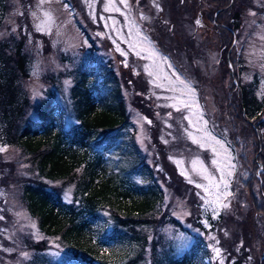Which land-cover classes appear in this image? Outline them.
<instances>
[{
  "label": "rangeland",
  "instance_id": "obj_1",
  "mask_svg": "<svg viewBox=\"0 0 264 264\" xmlns=\"http://www.w3.org/2000/svg\"><path fill=\"white\" fill-rule=\"evenodd\" d=\"M195 1L127 0L126 7L121 0H5L8 15L0 28V43L8 42L14 51L16 44L23 43L22 50L29 58L30 75L22 84L34 103L46 96L48 91H54L56 101L69 108L74 70L80 65L105 63L109 58L121 72L134 66L135 70H131L133 76L148 81L143 99L154 110L155 119L152 121L139 112H133L137 142L148 152L152 165L167 172L168 166L173 164L178 173H185L182 179L188 183L183 181L180 186L183 191H177L174 188L179 187V181L172 179L168 173H162L159 182L164 189V202L153 217L160 219L166 212L188 231L164 220L145 225L141 231L148 234L149 241L140 264H151L153 247L168 250L169 256H182L200 236L207 241L212 261L217 260L215 264H233L237 259L239 264H257L262 255L260 248L264 245V220L255 216V206L248 199L247 191L239 187L241 178L244 177V181L247 179L246 162H251L255 154L251 149L253 139L250 135L245 136L247 132L242 125L233 124L234 119L229 123L224 120L222 104L225 91L233 82L231 66L242 85L254 83L255 94L260 99L264 96V0H244L247 11L243 15L240 33L235 23L238 20L234 19L236 11H233L231 19L237 34L236 42L235 36L223 39L222 50L215 31L207 30L206 36H203L200 27L202 22L206 27L212 24L210 15L216 10L210 13L212 7L207 4L206 8L205 0L202 5H197ZM106 6L119 11H105ZM45 13L49 15L45 16ZM227 16V13L221 16L224 23L229 21ZM197 20L200 24L196 23ZM141 42L144 48L151 47L159 54L155 58L158 68L153 59L145 58L147 53L141 51ZM117 45L120 51H117ZM165 46L178 50L176 53L183 56L181 65L163 48ZM137 51H141V55H136ZM122 52L125 54L122 55ZM173 73L194 89L198 113L195 108L185 109L178 103L188 97ZM123 93L129 97L126 87H123ZM261 116L264 117V111ZM186 117L199 121L201 127L222 142L226 151L216 146L219 155L214 153V143L205 137L204 131L198 132L189 124ZM66 121L68 128L75 119L69 116ZM153 122L158 123L160 141L167 144L166 153H159L151 145L153 137L149 128ZM189 133L198 138L204 137L201 141L204 146L193 143ZM0 147L5 149L0 151V264H27L35 254L34 247L43 243L44 247L36 253L37 262L47 260L56 263L62 258L67 259L68 255H73L72 250L59 237L40 230L38 220L29 213L23 200L21 180L29 181L37 176L36 169L28 160V153L15 145ZM226 157H231L229 162L235 166L225 169V172H232L230 177H225L227 192L231 195L224 196L225 190L221 185V203L208 205L205 199L215 197L196 187L198 183L208 185L209 182L203 179L199 166L193 170L192 161H201L219 182L221 173L212 161L216 159L223 165ZM263 169L260 163L256 170L258 177ZM189 179L193 182L190 183ZM49 183L63 187L65 200H72V183ZM224 203L227 208L222 206ZM213 207L217 209L215 213ZM235 218L237 221L242 218L255 232L251 234V231L246 236L248 244L244 248L241 244L246 237L235 224ZM214 247L220 249L219 256L213 251ZM239 247L242 249L233 251ZM211 259L206 261L211 262Z\"/></svg>",
  "mask_w": 264,
  "mask_h": 264
},
{
  "label": "trees",
  "instance_id": "obj_2",
  "mask_svg": "<svg viewBox=\"0 0 264 264\" xmlns=\"http://www.w3.org/2000/svg\"><path fill=\"white\" fill-rule=\"evenodd\" d=\"M195 2L198 5L200 0ZM246 4L244 0H236L221 11L215 5L210 13L216 10L221 22H224L221 16L227 13L229 21L225 22L232 26L231 16L236 11L234 19L238 20L235 23L240 33ZM7 7L5 0H0V28L7 18ZM215 13L208 14L211 21ZM221 30L225 33L221 32V38L218 36L222 50V40L233 37L234 31ZM22 48V42L16 44L15 51L8 42L0 43V145H15L28 153L37 176L33 180H21L27 210L38 220L42 232L59 237L73 252L56 263L37 262L36 253L44 247L43 243L34 247L35 254L27 264H140L149 241L148 234L141 231L145 225L164 220L188 231L166 212L160 219L153 217L164 202L159 177L165 171L151 164L148 152L137 142L132 123L134 111L152 121L155 119L154 110L143 99L148 81L133 76L134 66L121 72L109 58L105 63L80 65L74 70L69 108L56 101L54 91H48L34 103L22 84L30 75L29 58ZM163 48L181 65L183 56L176 53L178 50ZM236 80L237 83L233 78L231 87L225 91L222 110L226 122L234 119L233 124L242 125L247 132L245 136L253 139L251 149L255 154L251 162H246L247 179L244 181L242 177L239 187L247 191L255 206V216L264 220V169L260 177L256 174L260 163L264 167V117L261 116L264 96L260 99L255 94L254 83L242 85L237 77ZM123 87L129 91V97L124 95ZM69 116L75 121L67 128ZM149 129L153 137L151 145L159 153H166L168 147L159 139L158 123L153 122ZM172 166H168L165 175L168 173L179 181V187L174 189L182 192L183 176ZM49 181L72 183V200L66 201L63 187ZM235 224L244 237L251 231L255 234L242 218L238 221L235 218ZM203 238L198 237L191 249L179 257L169 256L164 248L153 247L151 264H215L217 260L212 261ZM243 242L242 248L248 244V238ZM260 250L263 255L264 245ZM262 255L257 264H264ZM239 263L237 259L233 264Z\"/></svg>",
  "mask_w": 264,
  "mask_h": 264
},
{
  "label": "snow or ice",
  "instance_id": "obj_3",
  "mask_svg": "<svg viewBox=\"0 0 264 264\" xmlns=\"http://www.w3.org/2000/svg\"><path fill=\"white\" fill-rule=\"evenodd\" d=\"M121 3H123L126 7L127 5V0H121ZM67 7V5H65ZM109 10H115V11H119L118 8L113 7L112 9H109V7H105V11H109ZM48 13H45V16H48ZM50 18V17H49ZM143 18V17H142ZM197 24H200V21L197 20L196 21ZM147 38H145L146 40ZM133 47H135V45H133ZM141 51H144L147 53V56L145 58L148 59H153L154 60V64H155V58L159 56V54L152 49L151 47L149 48H144L143 47V43L141 42ZM117 51H120L119 45H117ZM141 51H137L136 55H141ZM122 55H124L125 53H121ZM161 59H166V58H161ZM155 67L158 68L159 65L155 64ZM169 68H171V65H168ZM149 75H153L152 72H149ZM173 75L175 76V80L183 87L185 94L187 95L188 99H183L180 100L178 103L181 104L185 109H196V112H199V106L196 104L195 99H194V89H192L191 85L188 84L187 82H185L184 80H182L178 75H175V73H173ZM165 79H167V77H165ZM170 90H174V89H170ZM173 107H176V105H173ZM177 110L179 111L180 108L177 107ZM193 115H195L196 113H192ZM186 119H189V124L193 125V127L196 128V130L199 131H204L205 133V137L208 138L209 141L213 142L215 146H213L212 151L214 153H216L217 155H219L218 152V148L216 146L219 147L220 150H224L226 151V149H224V145L222 144L221 141L217 140L215 137L211 136L210 133H208L206 131V129H204L203 127L200 126L199 121H193L192 119L186 117ZM206 121L203 122V124L206 125ZM189 136L191 137V139L193 140V143H197L200 144L201 147H203V143H201V141L204 139V137H196L194 136L192 133H189ZM5 150L4 148L0 147V151ZM231 157H226L225 161L223 162V165H221L220 162H218L216 159H214L212 161L213 165H215L217 167V169L220 171L221 175H220V179L219 182H216L215 177L208 172V170L206 168H204L203 163L199 160H193L192 161V167L193 170H197V166H199V171L203 174V179L207 180L209 183L208 185H204V184H196L197 188H203L205 193H208L209 195H213L215 198L214 199H205V203L208 205H218L221 203V193H220V189H221V185H223V189L225 190L223 195L227 196V195H231L230 192H227V188H228V181L226 180V176L230 177L232 175V172L229 170L227 172H225V169H231L234 168L235 166L232 165L229 161H230ZM181 163V162H178ZM182 174H185L182 172ZM189 182L192 183L193 181L191 179H189ZM215 191H212V190ZM202 199H204V197H202ZM222 206L224 208H227L228 205L226 203L222 204ZM213 211L214 213L217 211L216 207H213ZM214 239V237H213ZM213 251L216 253L217 256L220 255V249L219 248H213Z\"/></svg>",
  "mask_w": 264,
  "mask_h": 264
},
{
  "label": "flooded vegetation",
  "instance_id": "obj_4",
  "mask_svg": "<svg viewBox=\"0 0 264 264\" xmlns=\"http://www.w3.org/2000/svg\"><path fill=\"white\" fill-rule=\"evenodd\" d=\"M235 1L236 0H205V7L207 8V4L211 5V7H214L216 5V6H218L217 10L221 11L220 9L223 10V9L227 8L229 5H232L233 3H235ZM226 2H227V5H223ZM228 3H229V5H228ZM202 4H203V0H200L199 5H202ZM215 14H216L215 19H213V21H211L212 24L211 25L209 24L210 26L206 27L204 22L201 23L200 27H201V29H203L202 32H204L203 36H206V34L208 33L207 30H209V31L214 30L216 33V36L217 37L219 36V38H221L220 34L222 32V30H221L222 28H224L230 32L234 31L236 33V30L232 26H230L227 23L219 21V18L217 16L218 13H215ZM204 15L207 17L206 12L204 13ZM216 16H217V18H216ZM154 41H157V40L154 39Z\"/></svg>",
  "mask_w": 264,
  "mask_h": 264
},
{
  "label": "water",
  "instance_id": "obj_5",
  "mask_svg": "<svg viewBox=\"0 0 264 264\" xmlns=\"http://www.w3.org/2000/svg\"><path fill=\"white\" fill-rule=\"evenodd\" d=\"M220 10H222V9H220ZM234 36H235V40H234V43H235L236 42V35H234ZM230 69H231V72L233 74V78H234L235 82L237 83L236 77L234 76V68L231 66ZM263 259H264V254L261 257V260H263Z\"/></svg>",
  "mask_w": 264,
  "mask_h": 264
}]
</instances>
